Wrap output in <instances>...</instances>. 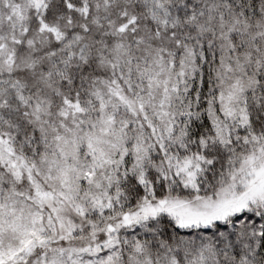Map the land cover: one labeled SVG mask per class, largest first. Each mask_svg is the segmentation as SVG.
I'll list each match as a JSON object with an SVG mask.
<instances>
[{
    "label": "snow or ice",
    "instance_id": "snow-or-ice-1",
    "mask_svg": "<svg viewBox=\"0 0 264 264\" xmlns=\"http://www.w3.org/2000/svg\"><path fill=\"white\" fill-rule=\"evenodd\" d=\"M0 264H264V0H0Z\"/></svg>",
    "mask_w": 264,
    "mask_h": 264
}]
</instances>
